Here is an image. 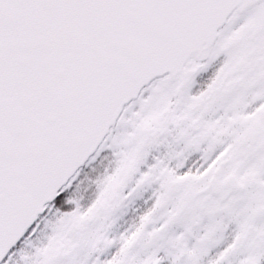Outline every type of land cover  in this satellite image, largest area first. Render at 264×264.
<instances>
[{
	"label": "snow or ice",
	"instance_id": "snow-or-ice-1",
	"mask_svg": "<svg viewBox=\"0 0 264 264\" xmlns=\"http://www.w3.org/2000/svg\"><path fill=\"white\" fill-rule=\"evenodd\" d=\"M0 264H264V0H0Z\"/></svg>",
	"mask_w": 264,
	"mask_h": 264
}]
</instances>
